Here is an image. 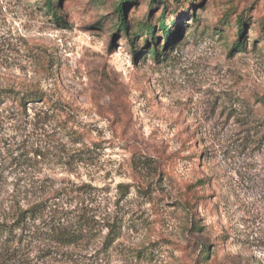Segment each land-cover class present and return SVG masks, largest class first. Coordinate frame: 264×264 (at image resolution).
Listing matches in <instances>:
<instances>
[{
    "label": "rangeland",
    "instance_id": "1",
    "mask_svg": "<svg viewBox=\"0 0 264 264\" xmlns=\"http://www.w3.org/2000/svg\"><path fill=\"white\" fill-rule=\"evenodd\" d=\"M122 1L0 0V264H264V0Z\"/></svg>",
    "mask_w": 264,
    "mask_h": 264
},
{
    "label": "trees",
    "instance_id": "2",
    "mask_svg": "<svg viewBox=\"0 0 264 264\" xmlns=\"http://www.w3.org/2000/svg\"><path fill=\"white\" fill-rule=\"evenodd\" d=\"M127 0H123L122 3H120L119 7H118V12L120 13L121 16V20H120V25L121 27L126 31L129 32V23L128 20L126 18V14H125V10H126V6H127ZM164 22H163V30L166 31L167 33L169 32V26L168 24H166L164 17H161ZM148 31L150 34L154 35L155 34V28L152 25L148 26ZM155 55H159L160 51L159 49L156 47L154 49V51L152 52ZM37 97V96H34ZM27 211H30L31 214L30 216H35V209H28ZM26 210L21 212V214L18 217V221H20L19 223H24L27 219V215H26ZM89 223L86 221L80 222V225L78 226V228L74 231H66V229L63 230H55L54 232V239H56V241L60 242V243H64V244H69V243H74L76 242V240L83 238L84 236L88 235L90 233L91 230H89ZM120 235V230H114V233L110 234L109 241H115ZM205 252H208V249L205 250Z\"/></svg>",
    "mask_w": 264,
    "mask_h": 264
}]
</instances>
